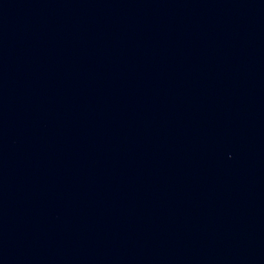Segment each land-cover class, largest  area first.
Masks as SVG:
<instances>
[{"label":"water","instance_id":"water-1","mask_svg":"<svg viewBox=\"0 0 264 264\" xmlns=\"http://www.w3.org/2000/svg\"><path fill=\"white\" fill-rule=\"evenodd\" d=\"M0 264H264V0H0Z\"/></svg>","mask_w":264,"mask_h":264}]
</instances>
